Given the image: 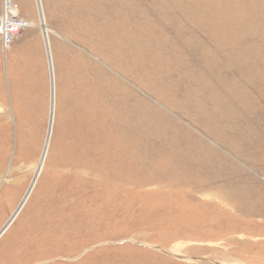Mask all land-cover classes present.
<instances>
[{"label": "rangeland", "instance_id": "obj_1", "mask_svg": "<svg viewBox=\"0 0 264 264\" xmlns=\"http://www.w3.org/2000/svg\"><path fill=\"white\" fill-rule=\"evenodd\" d=\"M6 1L0 264H264V0Z\"/></svg>", "mask_w": 264, "mask_h": 264}, {"label": "bare ground", "instance_id": "obj_2", "mask_svg": "<svg viewBox=\"0 0 264 264\" xmlns=\"http://www.w3.org/2000/svg\"><path fill=\"white\" fill-rule=\"evenodd\" d=\"M36 4H37V8L39 9L41 6H40V1L39 0H37L36 1ZM42 10V9H41ZM8 15H11L12 17H15L17 14H16V11L11 7V6H9L7 3H5V2H3V15H2V19L3 20H5L6 18H8ZM42 38H43V41H44V38H45V40H46V35H43L42 34ZM45 53H46V50H45ZM48 56L49 55H46V58H47V62H48V69H49V67H50V64H51V61H50V59L48 60ZM50 84L52 85V83H51V78H50ZM54 93V92H53ZM54 95V94H53ZM52 99H53V97H52V93L50 94V103H52ZM54 100V99H53ZM52 116H53V112H52ZM52 119H53V117H52ZM48 126V125H47ZM51 130H52V127H51ZM49 140V139H48ZM47 144H48V141L46 142V145L45 146H47ZM45 146L43 145V149H42V152H41V156H40V159H39V162H38V164L34 167V178L32 179V182H31V184H30V187H29V189L27 190V192H26V194H25V196L23 197V199H22V201H21V203L18 205V207H17V209L15 210V212H14V214L12 215V217H13V219H14V217L16 216V214L18 213V211L20 210V208L22 207V205H23V203H24V201L27 199V197H28V195L31 193V191H32V189H33V187H34V184H35V182H36V180H37V178H38V176H39V174H40V172H41V169H42V160H43V156L44 155H46L47 154V152H45ZM11 217V218H12ZM11 218L8 220V222L11 220ZM16 218V217H15ZM7 222V223H8ZM12 222V221H11ZM11 222H9V224L11 223ZM6 223V224H7ZM6 224H5V226L1 229V230H6V228L9 226V224H7V226H6ZM4 230V231H5Z\"/></svg>", "mask_w": 264, "mask_h": 264}, {"label": "built area", "instance_id": "obj_3", "mask_svg": "<svg viewBox=\"0 0 264 264\" xmlns=\"http://www.w3.org/2000/svg\"><path fill=\"white\" fill-rule=\"evenodd\" d=\"M4 2L7 3L6 0H4ZM7 4L9 5V3ZM2 15L0 16V42H1L3 49H6L9 43L12 41V39L16 35H18L22 29L27 27V25L23 21L14 20L11 22L8 20V18L3 20Z\"/></svg>", "mask_w": 264, "mask_h": 264}, {"label": "water", "instance_id": "obj_4", "mask_svg": "<svg viewBox=\"0 0 264 264\" xmlns=\"http://www.w3.org/2000/svg\"><path fill=\"white\" fill-rule=\"evenodd\" d=\"M38 14H39V20H40L39 27L41 28L42 34L46 35V32L43 29V27L45 25H44V19H43V14H42L41 7L38 9ZM44 47H45V50H46V55H48L49 54L48 42L45 40V38H44ZM49 59H50V55L48 56V60ZM53 92H54V87H53V83H52V85L50 84V94L52 93V97H54L53 96V94H54ZM53 106H54V102H53V99H52V103H50L48 126H47L46 136H45V140H44V146L46 145V142L48 141V139L50 137V131H51V127H52ZM12 220H13V217L11 218V220L9 222H11ZM9 222L7 224H9ZM7 224H6V226H7ZM4 230L0 231V236L4 233Z\"/></svg>", "mask_w": 264, "mask_h": 264}]
</instances>
